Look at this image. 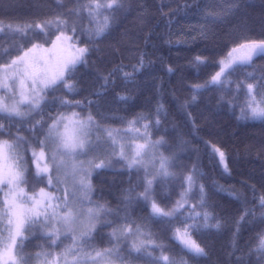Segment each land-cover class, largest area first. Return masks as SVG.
Returning a JSON list of instances; mask_svg holds the SVG:
<instances>
[{
    "label": "snow or ice",
    "instance_id": "6c2138e0",
    "mask_svg": "<svg viewBox=\"0 0 264 264\" xmlns=\"http://www.w3.org/2000/svg\"><path fill=\"white\" fill-rule=\"evenodd\" d=\"M58 3L63 7L62 0ZM238 7L234 2L229 11ZM132 8L130 0H75L67 13L39 22L0 21V33L29 37L28 44L19 46L15 55L8 49L0 54V264H200L209 257V248L194 234L219 231L222 225L208 211L207 190L199 169L194 165L183 175L179 198L170 208L154 194L158 183L177 175L175 153L166 155L161 150L168 141L164 136L154 140L150 131L160 125L163 105H158L154 122L139 115L126 127L113 128L101 126L91 112L83 117L70 110L79 107L81 101L51 96L59 89L76 92L78 66L88 63L91 51H101L99 42L117 22L116 14H127ZM256 58H264V38H245L234 44L216 62L218 70L209 80L194 86L192 100L201 89L224 90L235 83V92L243 90L245 97L238 118L264 122V71L257 73ZM195 62L207 64L208 59L198 55ZM144 66L141 56L134 70ZM249 68L253 71H246ZM168 70L173 71L171 67ZM242 70L245 79L234 82L233 74ZM113 75L103 77L102 88H107ZM123 75L127 81L133 74ZM119 98L126 100L127 96ZM57 100L69 110L50 116V123L34 119ZM227 103L233 106L232 100ZM25 123L34 143L21 134ZM212 152L228 172L226 152L216 145H212ZM114 161L130 174L143 171L144 176L142 190L130 186L122 196V206L111 209L93 201L92 180L93 173L110 168ZM30 164L34 165V179L45 187L29 188ZM251 188L255 199V186ZM219 190L225 189L220 186ZM229 195L240 199L244 193L231 190ZM141 203L149 210L147 220L133 215ZM258 206L259 219L264 221V194L258 197ZM249 215L255 216V210H245L236 222V233ZM108 216L114 218L105 219ZM149 221L171 232V238L180 245L179 258L168 253L167 245L151 231ZM101 227L111 229L108 246L102 248L93 243ZM37 235L46 246L36 245L41 250L28 252L29 242ZM63 239H70L71 244L61 247ZM255 252L264 264V233L258 236Z\"/></svg>",
    "mask_w": 264,
    "mask_h": 264
},
{
    "label": "trees",
    "instance_id": "16d2710c",
    "mask_svg": "<svg viewBox=\"0 0 264 264\" xmlns=\"http://www.w3.org/2000/svg\"><path fill=\"white\" fill-rule=\"evenodd\" d=\"M62 2L63 7L58 0H0V21L5 24L39 22L60 12L67 13L75 4V0ZM130 2L132 11L116 14L117 22L99 42L101 51H91L88 63L78 66L74 75L76 92L66 93L64 89H59L51 96H67L68 99L81 101L79 107L70 110L79 112L83 117L91 112L101 126L113 128H124L129 120L139 115L154 122L158 105H163L159 114L160 125L153 126L150 131L154 140L164 136L168 141V145L161 150L166 155L175 153L177 175L155 186L156 198L170 208L179 198L183 175L195 165L206 186L208 211L222 225L219 231L213 229L194 234V238L210 250L209 257L202 259L200 264H262L255 248L258 236L264 233V221L259 219L261 210L258 206V197L264 194V122L238 118L245 97L243 90L239 94L235 92V83L224 90L201 89L195 93V101L192 96L194 86L204 85L209 80L218 70L216 62L234 44L245 38H264V0ZM234 2H238L239 7L229 11ZM82 40L86 42V37ZM28 41L29 37L19 34L0 33V54L8 49L15 55L17 48L27 45ZM89 47L92 48V45ZM198 55L207 57L208 63L196 64L195 57ZM141 56L145 66L135 71ZM254 65L258 74L264 71V58H256ZM169 67L173 71L169 72ZM117 68L120 70L115 71ZM113 72L107 88H102L103 77ZM124 72L133 74L130 80H125ZM231 79L234 82L244 80V70L233 74ZM98 91L102 95L97 96L95 93ZM120 95L127 96V99L121 100ZM228 100H232V107L228 105ZM68 110L62 108L57 100L45 107L42 116L35 115L34 119L42 118L50 123V116ZM27 128L25 123L21 134L34 143ZM212 145L226 152L228 172L220 164L219 156L213 154ZM28 155L31 156L30 153ZM30 167L29 188L36 187L38 190L45 187L44 183L34 179V165L30 164ZM143 176V171L130 174L126 167L114 161L110 168L93 173L92 199L107 208L121 207L127 188L136 186L142 190ZM252 185L255 186V199ZM220 186L225 190H219ZM231 190L244 193V196L236 199L229 195ZM195 202L193 199L192 203ZM245 210H255V216L249 215L247 222L242 223L239 233H236V222ZM133 215L138 220H147L149 210L141 203L135 206ZM149 226L156 238L167 245L168 253L179 258L180 245L171 238V232L162 230L156 222L149 221ZM110 231L107 227L99 228L93 243L97 247H107ZM70 242V239H63L61 247ZM36 245L46 246V241L37 235L29 242L27 251L34 253L41 250ZM156 254L159 255V252Z\"/></svg>",
    "mask_w": 264,
    "mask_h": 264
},
{
    "label": "rangeland",
    "instance_id": "374dc122",
    "mask_svg": "<svg viewBox=\"0 0 264 264\" xmlns=\"http://www.w3.org/2000/svg\"><path fill=\"white\" fill-rule=\"evenodd\" d=\"M93 139H94V137H93ZM30 153V152H29ZM30 155H31V153H30ZM58 194H61V193H58ZM70 244H71V242H70ZM70 244H68V245H70Z\"/></svg>",
    "mask_w": 264,
    "mask_h": 264
}]
</instances>
